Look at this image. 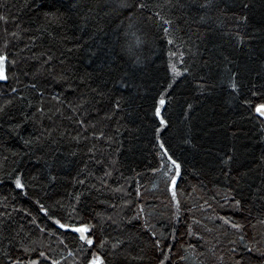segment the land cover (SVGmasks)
I'll return each instance as SVG.
<instances>
[{
  "label": "trees",
  "instance_id": "16d2710c",
  "mask_svg": "<svg viewBox=\"0 0 264 264\" xmlns=\"http://www.w3.org/2000/svg\"><path fill=\"white\" fill-rule=\"evenodd\" d=\"M0 53V264H264V0H0Z\"/></svg>",
  "mask_w": 264,
  "mask_h": 264
},
{
  "label": "snow or ice",
  "instance_id": "6c2138e0",
  "mask_svg": "<svg viewBox=\"0 0 264 264\" xmlns=\"http://www.w3.org/2000/svg\"><path fill=\"white\" fill-rule=\"evenodd\" d=\"M137 7L139 8H144L145 5L144 4H138ZM157 16H159V13H157ZM161 20H163V22L165 24H168L169 26H171V21H168V20H164L163 17H160ZM239 20L241 21H245L247 20V17L245 16H241V17H238ZM165 33L168 32V28H164L163 29ZM135 35V34H133ZM237 37L239 38L240 42L243 43V37L240 36L239 33H236ZM174 41L169 39L168 43L169 44H172ZM135 43L136 44H139L140 43V40H139V37H136L135 38ZM131 45H129V50H131ZM171 55H175V53H171ZM181 55H183L181 53ZM49 59H51V57H49ZM7 63H8V59H7V53H0V80H7L8 77H7V74H6V66H7ZM13 64L15 63L14 61L12 62ZM172 71H173V74L174 76L175 75H179L180 72H179V69L176 68L175 65H172ZM185 72L188 71L187 68L184 69ZM234 75V74H233ZM168 88H171L172 87V84L169 83ZM231 87L232 88H237V84L233 81L231 82ZM167 90V89H166ZM165 90V91H166ZM14 91V89H13ZM166 104V99H165V96L163 93L160 94V97H159V100L157 101L156 105H155V114L156 116L160 117V124L163 126L165 125L167 122L164 120L163 116H161V108ZM116 108H119L120 105L119 103L117 102L116 105H115ZM189 107H191V105H189ZM255 111L261 116V117H264V104H259L255 107ZM82 123V121H81ZM25 143H31V141H25ZM161 148H164V145L163 143H161ZM167 153V149H165V154ZM168 161H170L171 165L174 166L175 170H176V173L179 174V171H180V165L177 163L176 160H174L172 158V156H168L167 157ZM228 159H231V157H229ZM175 176L172 177V183L174 184L175 183ZM16 186L18 188H24V184L22 183L21 181V178L19 176H17L16 178ZM173 197H175L176 193L175 191L173 190ZM234 204L235 206H239L240 205V201L239 200H234ZM41 210L44 211V212H47L48 210L43 208V206H41ZM224 220V222L226 224H229L232 228L234 229H237V230H240L242 229V225L240 223H234L232 222L231 220H229L228 218H222ZM56 224H58L60 226V228H64V229H71L73 232L75 233H78L79 234V239L84 241L85 244L91 246L93 245L94 241H93V237L91 234H89V230H90V225L88 224H80L79 226L75 225V224H69V223H61V221L59 219H56ZM262 223H264V221H262ZM147 226V225H146ZM153 236L156 235L155 232L152 233ZM239 239L241 241L244 240V236L241 235L239 237ZM160 241L157 240L156 241V244L159 245ZM101 246H103V241H101ZM113 247H115V245H113ZM250 251L252 249H249ZM24 251L27 252L29 251L28 248H24ZM256 251H259V249H256ZM40 256H44V253L41 252L40 253ZM168 257L165 256V259H167ZM8 259L10 260L11 264H23V261H21L19 258L17 259H12V257H8ZM28 264H39V262L37 260H29L28 261ZM52 264H58L57 261H53ZM88 264H105V261L103 259V257L99 256L98 254H93L91 260L88 261ZM160 264H164V261L161 260L160 261Z\"/></svg>",
  "mask_w": 264,
  "mask_h": 264
}]
</instances>
